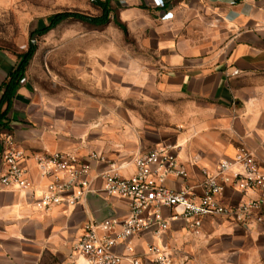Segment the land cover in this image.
<instances>
[{
	"label": "crops",
	"instance_id": "obj_1",
	"mask_svg": "<svg viewBox=\"0 0 264 264\" xmlns=\"http://www.w3.org/2000/svg\"><path fill=\"white\" fill-rule=\"evenodd\" d=\"M160 1L161 6L154 0H112L127 33L113 22L104 26L118 40L108 38L95 46L102 47L103 55L94 50L90 60L99 65L93 74L110 88L117 81L118 89L145 86L169 99H182L183 114L178 120L183 130L174 142L135 145L126 150L129 153L105 152L104 156L103 151H96L98 145L85 147L86 137L95 143L97 114L81 109L78 100L65 104L51 99L32 84L27 73L7 100L3 84L16 66L0 50V154L3 138L13 135L28 157L22 164L35 191L34 195L0 185V264H67L91 214L83 202L50 210L38 205L37 196L47 181L31 159L35 153L74 151L94 174L113 162L128 176L139 152L176 146L188 178L168 181L172 188L184 182L200 184L204 179L201 168L213 171L219 161L233 158L241 145L264 165V0ZM168 12L172 17L162 19ZM95 152L103 162L90 158ZM95 186L101 189L103 182L97 180ZM243 199L247 196L231 188L219 196L227 206ZM109 202L118 215L126 214V199ZM147 241L156 240L147 235L138 241L140 250ZM163 242L179 251L175 264H264V224L246 228L224 216L206 217L200 235L194 236L185 222L176 221Z\"/></svg>",
	"mask_w": 264,
	"mask_h": 264
},
{
	"label": "built area",
	"instance_id": "obj_2",
	"mask_svg": "<svg viewBox=\"0 0 264 264\" xmlns=\"http://www.w3.org/2000/svg\"><path fill=\"white\" fill-rule=\"evenodd\" d=\"M158 6L160 0H154ZM172 17L170 12L162 19ZM90 158L103 162L101 155ZM28 157L11 134L3 138L0 161V185L16 191H34V182L22 162ZM39 176L47 181L37 196L44 210L54 206L86 204L89 192L103 194L108 201L127 200V212L97 222L90 214L83 232L74 243L67 264H175V255L163 242L171 225L183 221L189 233L199 236L206 217L224 216L249 228L264 224V165L248 147H238L231 159L219 161L213 171L201 168L204 176L198 185L187 182L172 188L170 180L188 178V170L176 153V146L162 145L139 152L133 159V171L124 175L111 162L94 174L91 165L74 151L39 152L31 156ZM103 182L101 189L95 184ZM231 188L243 199L233 205H224L219 196ZM147 235L156 241H147L140 250L138 241Z\"/></svg>",
	"mask_w": 264,
	"mask_h": 264
},
{
	"label": "rangeland",
	"instance_id": "obj_3",
	"mask_svg": "<svg viewBox=\"0 0 264 264\" xmlns=\"http://www.w3.org/2000/svg\"><path fill=\"white\" fill-rule=\"evenodd\" d=\"M66 11L98 16L102 9L96 0H0V50L17 67L20 56L32 46L35 53L26 69L32 84L53 100L65 104L78 100L81 109L97 114L95 143L86 137L85 147L98 145L96 151H103L104 156L105 152L119 155L135 145L174 142L183 130L178 117L183 114L184 101L158 95L145 86L135 89L127 85L124 90L115 86L117 81L112 88L104 84L93 74L99 65L91 63L90 57L103 55L102 47H94L108 38L118 40L117 35L74 20L41 32L55 14ZM93 77L96 79L90 80Z\"/></svg>",
	"mask_w": 264,
	"mask_h": 264
},
{
	"label": "trees",
	"instance_id": "obj_4",
	"mask_svg": "<svg viewBox=\"0 0 264 264\" xmlns=\"http://www.w3.org/2000/svg\"><path fill=\"white\" fill-rule=\"evenodd\" d=\"M96 3L102 9L100 15L91 16L74 11L60 12L51 18L49 24L44 29H42L41 32H48L55 29L65 21L74 20L87 24L92 29H100L113 22L117 27L122 29L124 33H127L126 26L120 21L118 17V8L112 4V0H96ZM34 53L35 48L31 46L27 53L20 56V62L18 66L10 73L9 81L4 82V98L7 100L13 98L14 92L25 77L27 66Z\"/></svg>",
	"mask_w": 264,
	"mask_h": 264
},
{
	"label": "water",
	"instance_id": "obj_5",
	"mask_svg": "<svg viewBox=\"0 0 264 264\" xmlns=\"http://www.w3.org/2000/svg\"><path fill=\"white\" fill-rule=\"evenodd\" d=\"M85 199L92 216L97 222H101L115 215V211L110 206V202L102 195L89 192L86 194Z\"/></svg>",
	"mask_w": 264,
	"mask_h": 264
}]
</instances>
